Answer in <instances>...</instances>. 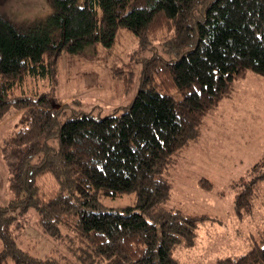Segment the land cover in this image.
Masks as SVG:
<instances>
[{
  "label": "trees",
  "instance_id": "16d2710c",
  "mask_svg": "<svg viewBox=\"0 0 264 264\" xmlns=\"http://www.w3.org/2000/svg\"><path fill=\"white\" fill-rule=\"evenodd\" d=\"M47 2L48 13L26 26L0 16V123L14 116L15 127L1 142L14 197L0 205V264H179L172 251L191 247L207 217L165 205V170L233 80L246 70L264 76V0ZM118 29L138 46L165 36L168 57L141 60L136 92L118 114L74 108V98L59 104L52 85L60 58L110 48ZM257 178L235 194L237 217L251 210ZM117 193H134V204L99 206V195ZM29 209L68 255L38 258L20 247L18 218ZM212 264H264V245Z\"/></svg>",
  "mask_w": 264,
  "mask_h": 264
},
{
  "label": "rangeland",
  "instance_id": "374dc122",
  "mask_svg": "<svg viewBox=\"0 0 264 264\" xmlns=\"http://www.w3.org/2000/svg\"><path fill=\"white\" fill-rule=\"evenodd\" d=\"M48 11L47 0H0V16L18 27L42 19ZM166 39L162 36L138 46L131 34L118 29L110 48L87 46L79 55H63L52 85L55 97L59 104L74 98L70 100L74 108L92 109L94 115L118 114L136 92L141 60L155 53L168 57ZM86 76L92 78L84 81L88 86L83 84ZM36 85L50 87L39 80ZM167 93L179 98L175 90ZM13 117L0 125V205L14 197L11 159L1 148L2 139L15 129ZM198 127L197 139L181 148L165 170L172 185L165 205L207 217L197 223L191 247L179 245L172 251L179 264H212L217 258H236L264 245V76L246 70L233 80L229 93L203 114ZM256 176L251 210L237 217L233 198ZM201 178L209 182L208 189L197 183ZM97 202L123 211L134 204V193L99 195ZM18 220L23 224L19 244L29 254L68 255L64 240L54 242L38 228L32 209ZM3 264L13 262L6 259Z\"/></svg>",
  "mask_w": 264,
  "mask_h": 264
},
{
  "label": "crops",
  "instance_id": "0c3cea01",
  "mask_svg": "<svg viewBox=\"0 0 264 264\" xmlns=\"http://www.w3.org/2000/svg\"><path fill=\"white\" fill-rule=\"evenodd\" d=\"M87 79L92 80L91 77L86 76L85 79L83 80V84H84V85H85L84 81L86 82ZM87 81H88V80H87ZM88 83H91V82H88ZM84 85H83V86H84ZM85 86H88V85H85ZM92 86H93V85H90L89 90L92 89ZM4 122H5V120H3V121L0 123V125H1V124H4Z\"/></svg>",
  "mask_w": 264,
  "mask_h": 264
}]
</instances>
